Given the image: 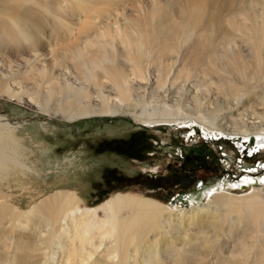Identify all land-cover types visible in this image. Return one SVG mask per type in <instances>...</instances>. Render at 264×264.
Here are the masks:
<instances>
[{"label":"bare ground","instance_id":"bare-ground-1","mask_svg":"<svg viewBox=\"0 0 264 264\" xmlns=\"http://www.w3.org/2000/svg\"><path fill=\"white\" fill-rule=\"evenodd\" d=\"M149 3L0 0V98L31 106L43 124L127 116L190 125V140L197 126L233 139L244 171L197 181L168 204L135 186L88 205L66 182L23 209L0 190V264H264V159L245 167L264 152V0ZM249 109L256 121L243 119ZM18 123L0 115L1 179L30 169Z\"/></svg>","mask_w":264,"mask_h":264},{"label":"rangeland","instance_id":"rangeland-1","mask_svg":"<svg viewBox=\"0 0 264 264\" xmlns=\"http://www.w3.org/2000/svg\"><path fill=\"white\" fill-rule=\"evenodd\" d=\"M146 3L150 7L149 0ZM129 13L115 11L119 21L125 23L129 22ZM18 60L24 62L22 58ZM238 112L239 108L235 110ZM250 112V109L243 112V119L248 122L254 120ZM0 115L19 122L14 135L26 151V156L23 152L20 159L30 167L28 171L22 170V174L11 171L8 179L0 178V190L21 203L23 209L51 192L50 186L66 182L79 190L89 201L88 205L104 201L114 191L133 190L135 186L151 189L160 202L171 203L180 194H193L199 188L197 181L208 186L221 179L232 180L235 173L231 171H242L237 169L238 159L246 161L233 140L204 141L198 134L191 140L183 137L190 125L182 128L178 125L177 129L166 125L152 128L139 125L127 116L74 125L47 119L43 124L46 116L42 113L24 102L6 98H0ZM223 152L227 155H222ZM224 157L235 169L224 165ZM258 159H264V152L248 160L245 167L261 161ZM70 163L75 166L69 168ZM198 201L206 202L203 196ZM187 207H191L189 201L178 206Z\"/></svg>","mask_w":264,"mask_h":264},{"label":"snow or ice","instance_id":"snow-or-ice-1","mask_svg":"<svg viewBox=\"0 0 264 264\" xmlns=\"http://www.w3.org/2000/svg\"><path fill=\"white\" fill-rule=\"evenodd\" d=\"M262 183H264V181H261ZM246 183H251V181H246Z\"/></svg>","mask_w":264,"mask_h":264},{"label":"flooded vegetation","instance_id":"flooded-vegetation-1","mask_svg":"<svg viewBox=\"0 0 264 264\" xmlns=\"http://www.w3.org/2000/svg\"><path fill=\"white\" fill-rule=\"evenodd\" d=\"M176 151H177V148H176ZM180 152H181V150H180ZM182 153V152H181ZM139 164V163H138ZM139 165H141V164H139Z\"/></svg>","mask_w":264,"mask_h":264},{"label":"trees","instance_id":"trees-1","mask_svg":"<svg viewBox=\"0 0 264 264\" xmlns=\"http://www.w3.org/2000/svg\"><path fill=\"white\" fill-rule=\"evenodd\" d=\"M105 201V200H104ZM103 202V201H102ZM102 202H98V203H102ZM166 203H168V202H166Z\"/></svg>","mask_w":264,"mask_h":264}]
</instances>
